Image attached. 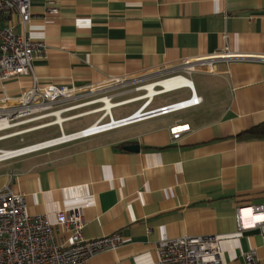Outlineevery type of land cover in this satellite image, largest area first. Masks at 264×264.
Segmentation results:
<instances>
[{
	"label": "crops",
	"instance_id": "obj_1",
	"mask_svg": "<svg viewBox=\"0 0 264 264\" xmlns=\"http://www.w3.org/2000/svg\"><path fill=\"white\" fill-rule=\"evenodd\" d=\"M32 13L25 27L18 18L6 23L44 40L47 55L33 62V74L0 80V98L35 83L81 89L62 106L84 109L61 115L73 117L63 122L65 135L103 114V101L85 100L88 89H112L147 71L195 65L183 74L203 101L0 162V190L23 194L30 214H48L53 222L60 211L83 209L87 239L122 236V246L99 252L89 264H153L162 240L198 235L219 237L225 264H247L252 249L261 259L256 264H264L260 229L250 226L262 217L253 219L249 209L264 204V137L241 136L264 123V0H32ZM145 93L108 95L120 103L112 113L142 101L114 118L141 108ZM156 97L147 111L181 101L151 107ZM95 114L92 123L65 131V123ZM53 126L60 134L39 142L61 136L57 122L34 132ZM238 208H246L245 229ZM55 233L59 240L67 235L61 227Z\"/></svg>",
	"mask_w": 264,
	"mask_h": 264
},
{
	"label": "built area",
	"instance_id": "obj_2",
	"mask_svg": "<svg viewBox=\"0 0 264 264\" xmlns=\"http://www.w3.org/2000/svg\"><path fill=\"white\" fill-rule=\"evenodd\" d=\"M50 10L58 11L54 7H50ZM32 17V0H0L1 81L33 74V62L43 59L47 55V43L44 40L34 39L27 33L18 34L11 25L6 23L7 19L18 18V21L25 27ZM209 66L213 71V64L210 63ZM193 70H195V65H185L165 73L160 81L151 84H154V88H161L159 92H162L166 88L160 84L161 81L185 76L183 72L189 73ZM183 88H188L191 91L189 99L147 111L146 108L153 97H145L146 103L141 108L121 119L114 118L113 107L103 109V114L93 125L70 135L64 134L63 122L73 117L62 118V121L58 123L62 130L60 137L24 145L16 149L0 148V162L68 141L110 131L146 119L150 115L168 114L202 103L203 98L197 95L194 85L175 87L166 93ZM80 93L81 89L76 87L56 84L38 86L35 83L24 89L19 95L5 94L0 98V133L4 132L0 135V141L21 136V142H24L23 135L56 123L63 113L74 107L62 108V106L74 100ZM48 118L53 119L49 122L30 125ZM181 134V130L177 131L173 138L177 139ZM244 209L246 208H238L236 213L241 229L247 227L242 221ZM249 209L252 211L253 219L259 215L262 217L260 220H253L254 223L250 226L260 229L264 245V204L254 205ZM84 226L83 209L60 211L57 213L56 221L53 222L48 214H30L25 196L6 186L0 190V264H89L90 259L99 252L116 250L122 246L120 234L87 239L84 236ZM56 227L63 228L67 234L65 239L57 238ZM244 258L247 264H256L261 260L255 249L245 253ZM153 264H225V261L218 236L198 235L162 240L158 244L157 259Z\"/></svg>",
	"mask_w": 264,
	"mask_h": 264
},
{
	"label": "rangeland",
	"instance_id": "obj_3",
	"mask_svg": "<svg viewBox=\"0 0 264 264\" xmlns=\"http://www.w3.org/2000/svg\"><path fill=\"white\" fill-rule=\"evenodd\" d=\"M182 66H178L175 67L174 69H179ZM169 72V70H163V71H147V72H143L139 75H135L129 78H123L122 80H119L116 83H113L114 88L110 89H102L101 87H92L90 89H88V93L87 96H85L86 101L90 100L89 102H92L94 100H99L102 97L108 96V95H112L115 94L117 92H122V91H131L132 93H137V95H142L144 94L146 91L143 90V86H147L148 84H151L152 82H156V81H160L164 74ZM189 76V75H186ZM194 79H200L201 82H203V84H205V77L199 76V75H193L191 76ZM196 86L197 83H195ZM119 86V87H118ZM140 89V90H138ZM94 90V91H92ZM83 93V94H85ZM147 93V92H146ZM145 93V94H146ZM191 95L190 90L187 88H183V89H179L177 91L174 92H169V93H165L162 95H159L155 98V102L151 107H156L159 106L161 104H165V103H169V102H175L178 100H183V99H187L189 98ZM130 94L128 95H124L122 97L116 98V100H120V99H124L129 97ZM105 99V98H104ZM100 101V100H99ZM142 101L140 102H135V103H131V104H126L123 105L121 107L115 108L113 109V114L116 118L121 117L123 115H127L131 112H133L135 109H137L140 105H141ZM96 106H102L103 103L102 102H97L95 103ZM84 109H80V110H75V111H71L66 113L65 115H70L79 111H82ZM99 116V114H95V115H90L87 117H83L80 119H76L70 122L65 123V131L69 132L72 129L78 128V127H82V126H86L90 123H92L97 117ZM53 118H49L47 120H50ZM39 123V122H37ZM36 124V123H33ZM30 124V125H33ZM29 126V125H28ZM4 134V132H1L0 135ZM60 132L58 130L57 126H53V127H49L47 129H43L34 133H29V134H25L23 135V137L25 138V142H21V136L9 139V140H5L0 142V147H5V148H17L20 146H24V145H28V144H32V143H36L39 142L41 140L47 139L49 137H53V136H57L59 135Z\"/></svg>",
	"mask_w": 264,
	"mask_h": 264
},
{
	"label": "bare ground",
	"instance_id": "obj_4",
	"mask_svg": "<svg viewBox=\"0 0 264 264\" xmlns=\"http://www.w3.org/2000/svg\"><path fill=\"white\" fill-rule=\"evenodd\" d=\"M160 84L166 88L165 90L162 91L163 93H166L169 89H173V88L179 87V86H187V87L192 86L191 80H189L185 76H179V77L172 78L169 80H164V81H161ZM143 89L147 90L146 91L147 93L144 95V97H147V98L148 97L152 98L156 94L162 93V92H159L158 89L154 88V84H148L147 86L143 87ZM101 101H103L105 104L103 109H110L111 107H115L118 105V103H113V101L111 102V99L108 96L102 97ZM57 114H59V112H57ZM61 121H62V118L60 116L56 122L59 123ZM65 137H67V136H65Z\"/></svg>",
	"mask_w": 264,
	"mask_h": 264
},
{
	"label": "trees",
	"instance_id": "obj_5",
	"mask_svg": "<svg viewBox=\"0 0 264 264\" xmlns=\"http://www.w3.org/2000/svg\"><path fill=\"white\" fill-rule=\"evenodd\" d=\"M241 136L250 137H264V123L257 125L241 134Z\"/></svg>",
	"mask_w": 264,
	"mask_h": 264
},
{
	"label": "water",
	"instance_id": "obj_6",
	"mask_svg": "<svg viewBox=\"0 0 264 264\" xmlns=\"http://www.w3.org/2000/svg\"><path fill=\"white\" fill-rule=\"evenodd\" d=\"M150 114H153V113H150ZM130 150H138L140 147L139 145H132L130 147H128Z\"/></svg>",
	"mask_w": 264,
	"mask_h": 264
}]
</instances>
